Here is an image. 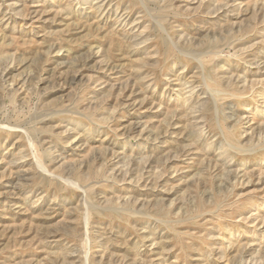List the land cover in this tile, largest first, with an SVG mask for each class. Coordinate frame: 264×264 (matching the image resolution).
Instances as JSON below:
<instances>
[{
  "label": "rangeland",
  "instance_id": "obj_1",
  "mask_svg": "<svg viewBox=\"0 0 264 264\" xmlns=\"http://www.w3.org/2000/svg\"><path fill=\"white\" fill-rule=\"evenodd\" d=\"M0 264H264V0H0Z\"/></svg>",
  "mask_w": 264,
  "mask_h": 264
},
{
  "label": "bare ground",
  "instance_id": "obj_2",
  "mask_svg": "<svg viewBox=\"0 0 264 264\" xmlns=\"http://www.w3.org/2000/svg\"><path fill=\"white\" fill-rule=\"evenodd\" d=\"M208 95V94H207ZM19 177V176H18Z\"/></svg>",
  "mask_w": 264,
  "mask_h": 264
}]
</instances>
